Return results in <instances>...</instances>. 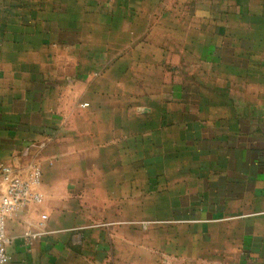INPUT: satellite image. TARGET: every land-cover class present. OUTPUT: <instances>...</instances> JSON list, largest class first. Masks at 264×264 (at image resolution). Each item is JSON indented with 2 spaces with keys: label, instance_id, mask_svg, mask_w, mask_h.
Masks as SVG:
<instances>
[{
  "label": "crops",
  "instance_id": "crops-1",
  "mask_svg": "<svg viewBox=\"0 0 264 264\" xmlns=\"http://www.w3.org/2000/svg\"><path fill=\"white\" fill-rule=\"evenodd\" d=\"M65 1L0 0V164L38 163L43 194L8 217L7 264H264V0H190L167 48L130 26L145 0L104 38ZM181 75L203 86L157 81Z\"/></svg>",
  "mask_w": 264,
  "mask_h": 264
},
{
  "label": "rangeland",
  "instance_id": "rangeland-1",
  "mask_svg": "<svg viewBox=\"0 0 264 264\" xmlns=\"http://www.w3.org/2000/svg\"><path fill=\"white\" fill-rule=\"evenodd\" d=\"M71 3L73 2V0H66L65 2ZM79 3V6L82 9V12L85 14L82 15V20L84 22V24L86 26H90V30L92 29H98L99 31L95 32V34L93 32L89 33V35H91V37L95 36L98 38H104V22H105V18L108 15L106 14L105 11H107L108 7H115L116 3H117V7H121L122 6V0H76ZM188 1V2H185ZM199 0H192V2H194V6L196 5V2ZM216 1V0H213ZM190 0H145V10L146 8L150 9L149 13L146 14V18L145 19H134V17L131 15L130 16V26H132L133 28H135L136 23L139 24H150V32L148 33H144V35L142 36L141 39L147 40L149 38H155L156 41H159L161 43V47L167 48V45L169 44V36H170V32L168 31L169 29V25L173 24L177 25L180 24L179 22L184 24V17L186 18V22L191 23L192 25H199L200 22L196 21V18H189V16L187 14H184L185 9L189 10L191 4H190ZM212 2V1H210ZM227 5L229 4H225L224 3V8L227 7ZM193 6V5H192ZM222 6V5H221ZM123 7H126V2L123 0ZM154 8V9H152ZM176 8H179V12L176 10ZM175 9L178 12V15H175V12L172 10ZM115 9H113L114 11ZM120 10V9H119ZM147 12V10L145 11ZM117 13H119V11H117ZM142 13V11H141ZM182 17L183 21H180L179 18ZM195 17V16H194ZM81 20V21H82ZM135 20V21H134ZM90 23V24H89ZM135 23V24H134ZM197 27V26H196ZM171 29V28H170ZM175 31V30H174ZM178 32V31H177ZM84 33V32H83ZM85 34V33H84ZM176 35L178 38L179 36L184 34V31L180 30L179 33L174 32L173 35ZM198 35V32L194 31V35ZM147 43V42H146ZM149 50H152L151 47H147ZM146 48V49H147ZM157 49V48H156ZM153 50L157 51V50ZM157 55V54H156ZM166 64H162L161 66L163 67ZM183 66V68L185 67V64L181 63L178 64ZM150 66H153L152 64ZM155 68H157L158 66L155 65ZM156 73V72H155ZM146 74V72H145ZM189 75H181L180 78H165L162 76L161 79H158L157 81H160V85H161V89H163L164 87L169 86V83L173 86H176L179 90L180 86L183 87L184 84H192L193 86H203L199 83V80H196L194 78H189ZM207 80H209V85H217V77H212V78H208ZM206 80V81H207ZM227 80V79H226ZM153 79H146L145 78V84L147 83H152ZM225 81V80H224ZM220 82V80H219ZM150 95H146V100L149 98ZM178 99L181 100L182 96L180 95L179 97L176 96ZM161 98L163 99V96H161ZM168 98V96L166 97ZM197 96L194 95L193 99L196 100ZM140 114H144L145 116H147L150 113V110L145 109V110H138ZM141 147V148H140ZM139 149L142 150V146H140ZM152 144H145V152L149 153L153 151L152 148ZM136 142L132 141L131 143H129V159H128V164L131 167H134L136 164V158L132 157V155L135 156L136 154ZM137 176L134 174H130L129 175V179L133 178V181H135L137 178ZM147 178V176H146ZM157 209L161 210V215L163 216H169L168 213V208L166 206H162V207H158ZM154 209L152 207H146V216L151 218L153 217L156 213L153 211ZM142 226L146 229L148 226V224L144 223L142 224Z\"/></svg>",
  "mask_w": 264,
  "mask_h": 264
},
{
  "label": "built area",
  "instance_id": "built-area-1",
  "mask_svg": "<svg viewBox=\"0 0 264 264\" xmlns=\"http://www.w3.org/2000/svg\"><path fill=\"white\" fill-rule=\"evenodd\" d=\"M28 155V149L23 152ZM42 169L38 163H31L22 170L0 164V264H7L9 258L6 247L12 238L7 234L6 222L9 216L28 204H38L43 199L41 192ZM40 228L43 224H39ZM44 234L42 231H28L26 239H34Z\"/></svg>",
  "mask_w": 264,
  "mask_h": 264
}]
</instances>
